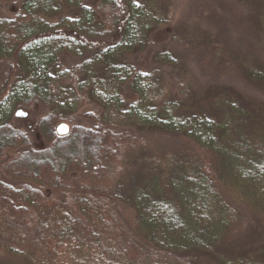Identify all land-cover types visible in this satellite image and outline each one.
Segmentation results:
<instances>
[{"label":"trees","instance_id":"obj_1","mask_svg":"<svg viewBox=\"0 0 264 264\" xmlns=\"http://www.w3.org/2000/svg\"><path fill=\"white\" fill-rule=\"evenodd\" d=\"M175 2L0 0L14 9L0 12V264H264V117L234 94L196 93L173 49L155 56L170 74L134 64ZM247 77L264 86V72ZM87 103L95 126L59 136ZM38 107L34 127L12 125ZM131 126L189 150L155 153ZM236 247L248 249L217 259Z\"/></svg>","mask_w":264,"mask_h":264},{"label":"rangeland","instance_id":"obj_2","mask_svg":"<svg viewBox=\"0 0 264 264\" xmlns=\"http://www.w3.org/2000/svg\"><path fill=\"white\" fill-rule=\"evenodd\" d=\"M169 7L173 13L172 24L151 34L153 46L148 51L135 56V66L143 72L159 68L170 74L173 69L162 66L155 60V56L163 50L173 49L184 60L186 68L192 72L196 93L207 95L225 91L228 95L234 94L238 100L242 99L243 103L246 102L248 106L255 108L260 117H264V86L252 82L247 77L248 72H264V2L262 0H176ZM169 7L163 4L159 6L162 11H167ZM0 12L9 16L14 13V9L5 6ZM176 37H181L185 41L177 43ZM211 52L217 56H211ZM60 61L64 67L76 64L67 54L62 55ZM4 72L5 67L0 66V82L4 80ZM135 99L136 96L132 92L124 93V100L127 103ZM45 112L38 107L28 111L26 118L14 119L12 125L20 130H28L34 127L35 123L46 114ZM99 112L98 105L87 103L74 115L73 124L70 121L63 123L70 129L73 125L90 128L95 126V123L85 118V115L91 113L97 115ZM127 131L134 138L150 140L152 142L150 149L155 153L163 150H189L188 145L180 139L166 138L154 132L141 134L132 126ZM37 139L41 142L38 135ZM40 142H35L34 146L45 147ZM247 249V247L227 248L219 253L217 259L223 256L241 257ZM154 253L170 261L184 259L182 255H168L159 251Z\"/></svg>","mask_w":264,"mask_h":264},{"label":"water","instance_id":"obj_3","mask_svg":"<svg viewBox=\"0 0 264 264\" xmlns=\"http://www.w3.org/2000/svg\"><path fill=\"white\" fill-rule=\"evenodd\" d=\"M16 115L17 117H27V114H23L22 111L17 112ZM56 132L61 137L66 136L70 132V127L67 124L62 123L57 127Z\"/></svg>","mask_w":264,"mask_h":264}]
</instances>
